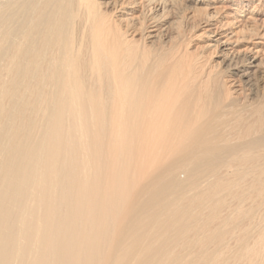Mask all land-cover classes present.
<instances>
[{"label": "bare ground", "instance_id": "obj_1", "mask_svg": "<svg viewBox=\"0 0 264 264\" xmlns=\"http://www.w3.org/2000/svg\"><path fill=\"white\" fill-rule=\"evenodd\" d=\"M0 264H264V0H0Z\"/></svg>", "mask_w": 264, "mask_h": 264}]
</instances>
